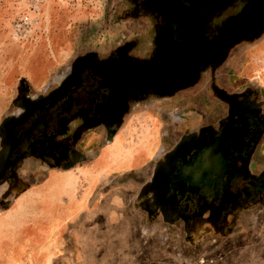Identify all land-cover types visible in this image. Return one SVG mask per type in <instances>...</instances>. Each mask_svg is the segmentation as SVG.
<instances>
[{
    "label": "rangeland",
    "instance_id": "374dc122",
    "mask_svg": "<svg viewBox=\"0 0 264 264\" xmlns=\"http://www.w3.org/2000/svg\"><path fill=\"white\" fill-rule=\"evenodd\" d=\"M0 264H264V0H0Z\"/></svg>",
    "mask_w": 264,
    "mask_h": 264
},
{
    "label": "flooded vegetation",
    "instance_id": "af4514ba",
    "mask_svg": "<svg viewBox=\"0 0 264 264\" xmlns=\"http://www.w3.org/2000/svg\"><path fill=\"white\" fill-rule=\"evenodd\" d=\"M49 138H51V135L49 134ZM37 144V143H36ZM40 149V150H39ZM39 152H40V154H45V151L42 149V147L41 146H39L38 147V149H37Z\"/></svg>",
    "mask_w": 264,
    "mask_h": 264
},
{
    "label": "crops",
    "instance_id": "0c3cea01",
    "mask_svg": "<svg viewBox=\"0 0 264 264\" xmlns=\"http://www.w3.org/2000/svg\"><path fill=\"white\" fill-rule=\"evenodd\" d=\"M48 180V179H47Z\"/></svg>",
    "mask_w": 264,
    "mask_h": 264
}]
</instances>
